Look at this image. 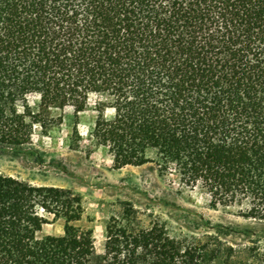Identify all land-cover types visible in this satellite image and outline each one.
I'll use <instances>...</instances> for the list:
<instances>
[{
    "label": "trees",
    "instance_id": "16d2710c",
    "mask_svg": "<svg viewBox=\"0 0 264 264\" xmlns=\"http://www.w3.org/2000/svg\"><path fill=\"white\" fill-rule=\"evenodd\" d=\"M92 95L115 169L154 162L264 222V0H0V148L23 151L67 107L77 147ZM122 207L98 254L80 193L0 170V264H264V248ZM58 219L63 234L39 236Z\"/></svg>",
    "mask_w": 264,
    "mask_h": 264
},
{
    "label": "rangeland",
    "instance_id": "374dc122",
    "mask_svg": "<svg viewBox=\"0 0 264 264\" xmlns=\"http://www.w3.org/2000/svg\"><path fill=\"white\" fill-rule=\"evenodd\" d=\"M100 99L92 95L88 107L78 117L80 140L72 147L74 109H55L63 116L60 125L44 132L34 126L32 142L23 151L0 148V170L34 183L71 188L84 199L85 214L77 224L94 230L96 250L104 251L106 223L112 215L122 214V202L130 201L141 211L148 225L152 218L164 222L173 235L217 234L235 245L264 248V222L245 218L239 207L213 208L207 192L179 182L173 174H162L156 163L142 166L113 167L108 150L96 144L92 131ZM38 110V97L29 96ZM22 109V106L20 105ZM111 115V110H107ZM64 233V220L44 226L39 236Z\"/></svg>",
    "mask_w": 264,
    "mask_h": 264
}]
</instances>
